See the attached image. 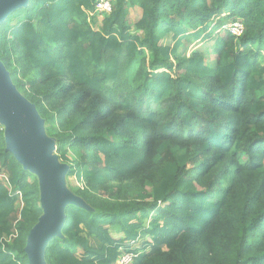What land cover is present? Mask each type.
Wrapping results in <instances>:
<instances>
[{
  "label": "trees",
  "instance_id": "1",
  "mask_svg": "<svg viewBox=\"0 0 264 264\" xmlns=\"http://www.w3.org/2000/svg\"><path fill=\"white\" fill-rule=\"evenodd\" d=\"M99 1L30 0L0 25L88 208L67 207L46 264H264V0ZM226 21L243 35L219 37ZM0 170V264H29L40 185L3 131Z\"/></svg>",
  "mask_w": 264,
  "mask_h": 264
},
{
  "label": "water",
  "instance_id": "2",
  "mask_svg": "<svg viewBox=\"0 0 264 264\" xmlns=\"http://www.w3.org/2000/svg\"><path fill=\"white\" fill-rule=\"evenodd\" d=\"M30 0H0V25ZM0 122L5 126L4 140L23 168L37 176L43 215L31 230L25 252L29 264H46L45 252L54 238H62L66 209L73 205L88 209L85 203L65 188L70 168L52 156V141L43 128L44 119L35 105L20 94L0 61Z\"/></svg>",
  "mask_w": 264,
  "mask_h": 264
},
{
  "label": "rangeland",
  "instance_id": "3",
  "mask_svg": "<svg viewBox=\"0 0 264 264\" xmlns=\"http://www.w3.org/2000/svg\"><path fill=\"white\" fill-rule=\"evenodd\" d=\"M141 16H142V12H141L139 9H137V8H135V9H133V10L130 11V19H131L132 21H134V22H135L137 19H140ZM101 19H102L101 17H97V18H95V23H99V21H101ZM234 22H235V21H234ZM231 24H233V21H226V22H225V29L222 30V32H221L220 34L218 33L219 37H225V36L227 35V33H230V34L232 35L231 30H230ZM232 36H233V35H232ZM234 37H236V36H234ZM236 38H239V37H236ZM213 45H214V42H212V43H210V44H208V45H206V46H204V47H203L202 45H200L199 43L188 44V45L184 46V47L181 49V53H182V54H185L186 56H190V55L192 54V52H194L196 49H197V50H202V51H204V52L206 53V50L209 49L210 47H212ZM212 53H213V52L210 51V54H207L206 57H207V59H208V62H209L210 64L214 65V64H215V57L212 55ZM8 73H9V72H8ZM9 74H10V73H9ZM15 86H16V85H15ZM20 94L23 95L21 92H20ZM23 96H24V95H23ZM152 109L154 110L155 107L153 106ZM43 128H44V130H45L44 132H45L46 136H47L49 139H51V138L49 137V135L47 134L46 123H45V122H44ZM4 130H5V126L0 122V132L3 131V133H4ZM51 140H53V141H52V147H53V153H52V156H56V157L59 159L58 155L56 154V151H57V144H56V141H55L53 138H52ZM58 162H60V160H58ZM60 163H61V162H60ZM69 171H70V170H69ZM68 173H69V172H68ZM34 177L37 178L36 175H34ZM33 181H34V179L32 180V182H33ZM64 184H65V188H66L69 192H71L72 194H74V193H73V189H76V188H78V187H82L81 184L78 183V182L76 181L75 178H68L67 174H66V176H65V178H64ZM111 233H112V235H113L114 237H116V238H118V236H120L119 232L116 231V230L111 229ZM137 247H139V245H136V246L134 247V249L137 248Z\"/></svg>",
  "mask_w": 264,
  "mask_h": 264
},
{
  "label": "built area",
  "instance_id": "4",
  "mask_svg": "<svg viewBox=\"0 0 264 264\" xmlns=\"http://www.w3.org/2000/svg\"><path fill=\"white\" fill-rule=\"evenodd\" d=\"M95 10L99 14L101 13L110 14L112 12V4L110 3L109 0H101L97 3ZM230 30L233 36L240 37L244 33V24L239 21L234 22L233 24H231ZM0 183H4L7 186H9L8 176L6 175L4 171L2 172L1 170H0ZM130 261H131V256H124L119 261V263L120 264H130Z\"/></svg>",
  "mask_w": 264,
  "mask_h": 264
}]
</instances>
